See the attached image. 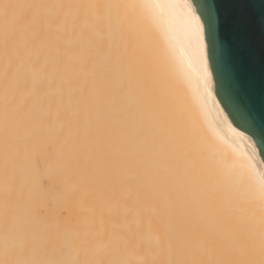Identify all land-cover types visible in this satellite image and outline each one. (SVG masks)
I'll return each mask as SVG.
<instances>
[{
  "label": "bare ground",
  "instance_id": "6f19581e",
  "mask_svg": "<svg viewBox=\"0 0 264 264\" xmlns=\"http://www.w3.org/2000/svg\"><path fill=\"white\" fill-rule=\"evenodd\" d=\"M0 264H264L192 0H0Z\"/></svg>",
  "mask_w": 264,
  "mask_h": 264
},
{
  "label": "water",
  "instance_id": "95a60500",
  "mask_svg": "<svg viewBox=\"0 0 264 264\" xmlns=\"http://www.w3.org/2000/svg\"><path fill=\"white\" fill-rule=\"evenodd\" d=\"M204 23L215 94L264 161V0H192Z\"/></svg>",
  "mask_w": 264,
  "mask_h": 264
},
{
  "label": "rangeland",
  "instance_id": "374dc122",
  "mask_svg": "<svg viewBox=\"0 0 264 264\" xmlns=\"http://www.w3.org/2000/svg\"><path fill=\"white\" fill-rule=\"evenodd\" d=\"M178 244H179V243H178ZM181 244H182L183 246H182ZM184 245H186V243H180V244H179V247H180V246H181V247L179 248L180 250H179L177 253H178V256L181 255L180 258L183 257L184 255H185V258H186V253L190 251V248H189L188 245H186V246L189 248V251H187L188 248H185V250H184V248H183ZM186 246H185V247H186ZM182 248H183V249H182ZM182 250H183V252H182ZM184 251H186L185 254H184ZM180 252L183 253V255H182ZM179 254H180V255H179ZM187 256H188V253H187ZM185 258L183 257V261L185 260ZM186 260H187V259H186ZM186 260H185V262H186ZM185 262H184V263H185Z\"/></svg>",
  "mask_w": 264,
  "mask_h": 264
}]
</instances>
